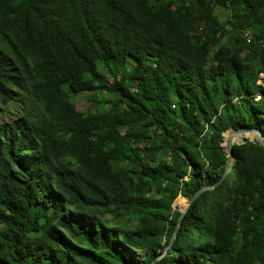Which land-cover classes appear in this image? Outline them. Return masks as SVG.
<instances>
[{
  "label": "trees",
  "instance_id": "trees-1",
  "mask_svg": "<svg viewBox=\"0 0 264 264\" xmlns=\"http://www.w3.org/2000/svg\"><path fill=\"white\" fill-rule=\"evenodd\" d=\"M242 126L264 0H0V264H150L202 185L154 264H264V145L220 180Z\"/></svg>",
  "mask_w": 264,
  "mask_h": 264
},
{
  "label": "water",
  "instance_id": "water-1",
  "mask_svg": "<svg viewBox=\"0 0 264 264\" xmlns=\"http://www.w3.org/2000/svg\"><path fill=\"white\" fill-rule=\"evenodd\" d=\"M227 131H231V132L229 133V135H225L226 131L224 132V134H223L224 135V140H223L222 145L225 147V151L227 152L228 156L230 157V161L228 163V166L224 170V172H223L220 180H222L226 176V174L232 169V166L236 162V157L234 156V154L232 152V146L234 144H242V143H246L248 141H250V142L251 141H258L260 144L264 145V136L262 134V131L260 129H258V128H252V127L242 126V127L236 128V129H228ZM236 132H240L242 134L243 133H245V134L246 133H250L252 136L250 137V136H244V135H242V136H240L238 138V140L233 141L232 140V134L233 133H236ZM213 187H214V185H202L193 194V196L191 198H188V203H187L186 207H184L181 210V213H180V215L178 217V221H177V224H176L174 233H173V235H172L169 243L164 248V250L157 257L154 258V260L150 264H154L156 261H158L164 255V253L166 252V250L168 249V247L170 246V244L173 242V240L176 238V233H177L178 228L180 226L181 218L185 214V212H186L188 206L191 204V202L194 201L200 195L201 192H203L206 189H212Z\"/></svg>",
  "mask_w": 264,
  "mask_h": 264
},
{
  "label": "rangeland",
  "instance_id": "rangeland-1",
  "mask_svg": "<svg viewBox=\"0 0 264 264\" xmlns=\"http://www.w3.org/2000/svg\"><path fill=\"white\" fill-rule=\"evenodd\" d=\"M215 11L220 14L221 17H225V15H227V11L221 7H216ZM102 73L104 74L105 78H106V82L111 83L112 78L111 76L107 73V70L102 69ZM263 75V74H262ZM100 98H108L106 94H97V99ZM75 102V107L78 111L80 112H86L87 109H92L93 108V100L91 99V96H88L86 93L80 95V96H76V98L73 99ZM180 197V196H179ZM184 198V200H179L178 197L174 200V206L178 207L179 209H183L184 207H186L187 203H188V198L186 197H181Z\"/></svg>",
  "mask_w": 264,
  "mask_h": 264
},
{
  "label": "bare ground",
  "instance_id": "bare-ground-1",
  "mask_svg": "<svg viewBox=\"0 0 264 264\" xmlns=\"http://www.w3.org/2000/svg\"><path fill=\"white\" fill-rule=\"evenodd\" d=\"M242 135H244V136H250V137L252 136L250 133H246V134L243 133V134H242V133H240V132H236V133H233V134H232V140H233V141L238 140V138H239L240 136H242Z\"/></svg>",
  "mask_w": 264,
  "mask_h": 264
}]
</instances>
